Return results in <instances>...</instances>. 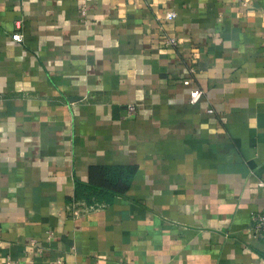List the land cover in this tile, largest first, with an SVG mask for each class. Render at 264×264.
I'll return each mask as SVG.
<instances>
[{"label":"crops","instance_id":"obj_1","mask_svg":"<svg viewBox=\"0 0 264 264\" xmlns=\"http://www.w3.org/2000/svg\"><path fill=\"white\" fill-rule=\"evenodd\" d=\"M253 214L264 0H0V264H264Z\"/></svg>","mask_w":264,"mask_h":264},{"label":"built area","instance_id":"obj_2","mask_svg":"<svg viewBox=\"0 0 264 264\" xmlns=\"http://www.w3.org/2000/svg\"><path fill=\"white\" fill-rule=\"evenodd\" d=\"M175 18V13L169 12L165 14V19L167 21H171ZM12 40L15 42H20L21 41V33L16 32L12 35ZM166 44L169 46H174L175 45V40L174 39H168L166 40ZM190 84L189 80H186L183 82V85L188 86ZM202 98V92L198 89H192L189 93V104L190 105H195L197 104ZM127 115L134 116L136 111L133 106H129L126 109ZM209 114H212V110L208 111ZM250 228L255 234H259L264 236V214H253L250 217Z\"/></svg>","mask_w":264,"mask_h":264},{"label":"trees","instance_id":"obj_3","mask_svg":"<svg viewBox=\"0 0 264 264\" xmlns=\"http://www.w3.org/2000/svg\"><path fill=\"white\" fill-rule=\"evenodd\" d=\"M88 204V203H87Z\"/></svg>","mask_w":264,"mask_h":264}]
</instances>
